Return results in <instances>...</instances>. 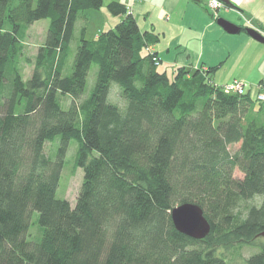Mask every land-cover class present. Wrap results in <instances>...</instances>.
I'll use <instances>...</instances> for the list:
<instances>
[{"label": "trees", "instance_id": "16d2710c", "mask_svg": "<svg viewBox=\"0 0 264 264\" xmlns=\"http://www.w3.org/2000/svg\"><path fill=\"white\" fill-rule=\"evenodd\" d=\"M104 5L0 0V264H228L244 247L256 249L244 264H264V103L226 92L218 67L162 68L160 36L121 1L106 6L120 22L88 38L86 12ZM42 19L25 78L27 33ZM73 139L84 170L75 206L56 195ZM187 202L211 224L203 239L174 225Z\"/></svg>", "mask_w": 264, "mask_h": 264}, {"label": "crops", "instance_id": "0c3cea01", "mask_svg": "<svg viewBox=\"0 0 264 264\" xmlns=\"http://www.w3.org/2000/svg\"><path fill=\"white\" fill-rule=\"evenodd\" d=\"M110 1L104 0L105 5L99 10L86 12L88 38H95L99 32L120 22L122 17L112 15L106 8ZM118 1L127 4L142 31L160 36V41L151 49L158 53L163 68L170 71L180 66L186 69L218 67L213 75L216 84L242 80L253 95L258 85L264 83V44L245 30L253 26L264 32V0H231L235 6L224 3L225 6L216 9L218 17L242 27L236 34L217 23L218 17L209 0L203 4L193 0ZM48 26L49 23L46 32Z\"/></svg>", "mask_w": 264, "mask_h": 264}, {"label": "rangeland", "instance_id": "374dc122", "mask_svg": "<svg viewBox=\"0 0 264 264\" xmlns=\"http://www.w3.org/2000/svg\"><path fill=\"white\" fill-rule=\"evenodd\" d=\"M206 3V0H203ZM221 8V7H220ZM216 12V9H214ZM216 16L218 17V12H216ZM49 23V19H42L39 20L38 22L34 23L33 26H31L28 30L27 33V37H26V55L30 58L29 62H25V71H24V75L25 78H28L31 76L33 69H34V58L37 54L38 51V47L39 45H41V43L44 41V37H45V33L46 29H47V24ZM92 31V28L91 30ZM77 47V42L76 40L72 43V54L74 55V52L76 50ZM163 68V66H162ZM96 71H97V66L93 65L90 73H89V77H88V83H87V89H86V93L85 95L90 94V92L92 91L94 85H95V81H96ZM239 83H242L243 85H245L246 83L242 80H235ZM233 81L232 83H230L231 85L235 84L236 82ZM229 85V84H225L224 86ZM264 85V83H260L258 86ZM245 89L247 90V86H244ZM255 95V94H254ZM113 100H118L117 97V90L112 92V96ZM70 100V99H67ZM59 139L56 143H54V145H52L51 143H48L45 151L48 154H52L53 156H56V153L58 151V147H59ZM239 148V144H234L231 146V150L235 151L236 149ZM78 151V143L76 140H71L70 144H69V148H68V152H67V156H66V162L65 165L63 167L62 170V174H61V179H60V183L59 186L57 188V192L56 195L58 198L60 199H67L71 202L72 206H75L76 204V200H77V196L83 181V176H84V170L82 167H78L77 169H74V163H75V159H76V154ZM235 176L237 177H242L243 174L239 169L235 170L234 173ZM262 200V197L260 196H256L252 199L249 200H245L241 202V207L239 208V212L243 215L246 213V211L249 209V207L253 204H260ZM37 218H38V212L36 211L33 214V218L31 221V228L29 229L30 231V235L28 238L29 239H37L40 234H39V224L37 222ZM39 234V235H38ZM264 239V238H263ZM256 249L255 248H249V247H244L242 250V254L241 256H237L236 258L232 259L231 263L228 264H244L245 263V257H248L250 254H252L253 252H255Z\"/></svg>", "mask_w": 264, "mask_h": 264}, {"label": "water", "instance_id": "95a60500", "mask_svg": "<svg viewBox=\"0 0 264 264\" xmlns=\"http://www.w3.org/2000/svg\"><path fill=\"white\" fill-rule=\"evenodd\" d=\"M203 4V0H193ZM221 2L233 6L231 0H220ZM217 23L222 26L227 32L236 34L242 29L241 26L231 22L224 17H218ZM247 33L260 43L264 44V32L253 26L246 27ZM172 219L175 227L183 234H186L195 239L205 238L211 231V224L206 218L203 209L196 203L187 202L176 206L172 210ZM264 238V230L260 233Z\"/></svg>", "mask_w": 264, "mask_h": 264}, {"label": "built area", "instance_id": "2783aa9c", "mask_svg": "<svg viewBox=\"0 0 264 264\" xmlns=\"http://www.w3.org/2000/svg\"><path fill=\"white\" fill-rule=\"evenodd\" d=\"M210 7L213 9H217L219 7L225 6L223 2L220 0H209ZM214 15L216 16V12H214ZM236 83L231 85H226L224 87V90L228 93H238V94H244L246 92L245 85L242 83H239L235 81ZM256 100L258 102L264 103V85H261L258 87L257 93L255 94Z\"/></svg>", "mask_w": 264, "mask_h": 264}]
</instances>
